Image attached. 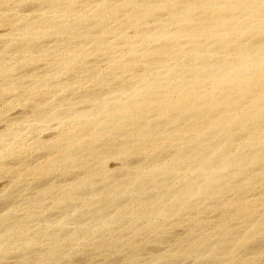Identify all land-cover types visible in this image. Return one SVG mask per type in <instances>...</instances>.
<instances>
[{"label":"bare ground","instance_id":"obj_1","mask_svg":"<svg viewBox=\"0 0 264 264\" xmlns=\"http://www.w3.org/2000/svg\"><path fill=\"white\" fill-rule=\"evenodd\" d=\"M2 176L0 206L25 179L46 184L0 215L1 262L122 244L138 264L154 221L193 213L215 220L181 223L174 258L251 261L264 234V0H0Z\"/></svg>","mask_w":264,"mask_h":264},{"label":"rangeland","instance_id":"obj_2","mask_svg":"<svg viewBox=\"0 0 264 264\" xmlns=\"http://www.w3.org/2000/svg\"><path fill=\"white\" fill-rule=\"evenodd\" d=\"M27 8H28V6H27ZM28 10H29V8H28ZM28 10H26V7H25V9H23V10L20 9L19 13H20V14H25L24 12L26 11V13H27ZM23 11H24V12H23ZM21 12H22V13H21ZM28 12H29V11H28ZM20 111H21V112L23 111L22 108L19 107V106H16V107H14V108H12V109L10 110V115L13 116L14 113H15V114H16V113L19 114V113H21ZM18 112H19V113H18ZM12 114H13V115H12ZM17 114H16V115H17ZM16 115H14V116H16ZM17 116H19V115H17ZM49 131H50V132H49ZM52 131H53V130H48V131L46 130V131H44V132L39 133L38 135L42 137V135H43L45 132H46V133H45L46 135L48 134L47 132H49V134L47 135V136H49L50 133H51ZM41 134H42V135H41ZM46 135H44V136H45V138L43 137L44 139H46V137H47ZM48 138H49V137H48ZM31 155H33V153H31ZM34 155L37 156L38 153L36 154V152L34 151ZM35 161H36V158H35V160L32 161V162H35ZM112 161H113V160H108V163H109V164L107 163V166L109 165L108 168H110V167L113 168L114 165L117 164V163L119 162V161H118V162H117V161L112 162ZM114 163H115V164H114ZM111 168H110V169H111ZM74 173H76V172L74 171V172L72 173V175H73ZM6 175H7V174H6ZM4 176H5V175H4ZM7 176H8V175H7ZM7 176H6V178L2 176L3 179H2V178L0 179V184H1L2 182L6 183V181H8V177H7ZM28 179H30V180L25 179V180L27 181V183H26V181H24V182H25V188H24V190H22V193H21L22 196H21V195H18L19 197L21 196V197H20L21 200H20V198H17L18 196H17L16 194H13V196L15 197V198H13V199H16V198H17L18 201L20 200V201H19L20 203H22L24 200H25V201H28V199H29L32 195H36V194H37V191H39V190H38L39 187H40V189H41V188H42L41 186L44 187V185L46 184V182L44 181L45 179H42V178H41V179L45 182V184H44V183L41 184V182H43V181H41L40 178H37V179H34V180L38 181V182L35 181V183H34V185H36V183H37L38 186L36 185V186H37V187H36V186L32 185V184H33L32 182H33L34 180H33V179L31 180V178H28ZM28 181H29V182H28ZM31 181H32V182H31ZM39 181H40V182H39ZM46 181H48V179H47ZM30 182H31L32 184H31ZM4 183H3V184H4ZM28 183H29V184H28ZM27 184H28V186H29L30 188L26 186ZM39 184H40L41 186H40ZM43 184H44V185H43ZM1 185H2V184H1ZM31 186H32L33 188H32ZM34 187L37 188V190H36ZM0 188H1V187H0ZM26 188H28V189H27V190H28V193L26 192V191H27ZM30 189H31V190H30ZM34 189H35L36 191H35ZM32 190H34V191H32ZM29 191H30V193H29ZM24 192H26L27 194H25ZM24 194H25V195H24ZM228 194H230V193H228ZM231 194H232V193H231ZM23 195H24V196H26V195H30V196H28L29 198L26 197L27 200H26V198L23 200V198H24ZM225 196H226V195H225ZM227 196H228V197H227ZM227 196H226L227 199H229V196H230V195H227ZM234 196H235V195H234ZM234 196H233V194H232V195H231V199H234ZM247 196H249V197H247V199H251V198H252V194L247 195ZM232 197H233V198H232ZM10 198H12V197H9V200H10ZM18 201L16 200V201H13V202H12V201L10 200V201H9V202H10V205H5L7 208H5L4 205H1V206H0V215H2V214H6V213H10V212H11V213H14V212H15V211H14V207L17 206L16 204L18 203ZM25 201L23 202L24 204L27 203V202H25ZM48 201H50V200H47L46 202H48ZM9 202H8V203H9ZM15 202H16V203H15ZM13 203H14V205H13ZM48 204H49V203H48ZM12 205H13L14 207H13ZM3 206H4V207H3ZM9 207H10V209H9ZM11 207H12V208H11ZM13 211H14V212H13ZM5 212H6V213H5ZM11 213H10V214H11ZM15 213H17V212H15ZM52 213H54V212L51 211L49 215H53ZM55 214H57V213H56V212L54 213V217H52L53 219H54L55 217H57V215L55 216ZM193 214H194L195 216L197 215L198 217L194 219L193 217H195V216H194ZM193 214H192L193 216H192V215H189V216L186 215V216H188V217H184V215H183V216L180 218V219H182V218L184 217V218L182 219V222H181V220H178V219L176 220V218H175L176 222H180V223H177V225H176V224H175V225L165 224V223H167V222H161V225H160V224H159L160 221H159V222H157V221L155 222V221H154L153 223L156 224V225H155L156 227L154 226L155 228H154V229L152 230V232H151V235H153V234H154V235H153V236H150V233H148L149 235L147 234V236L150 237V240H151V241H153V240H152V239H153L152 237H155V236H156V238L154 239L155 241H153L154 243L151 242V241L148 243V244L151 245V246H149V245L147 246V248L149 247V248H148V252H147V251H143V253L138 254L137 259H139L138 261L141 260L138 264H144V261L148 259L146 256H144V254H145V255L148 254L149 256H148V255H147V256L150 257V256H152V254H153V256H154V254H155V255H160V253H161V255H165V256H167V260H166L167 262L170 260V261L168 262V264H171V263H172V264H185V263H186V264H192L193 261L191 260V258H185V257H182V258H181L180 256H177V255H176V254H178V253L175 254V256H177V257L174 258V256H172V255H174V252H176V250H179V249H180V248H179V245H181V244L183 245V243H184V242H183V243L181 242V243L177 246V243L175 244V242H176L177 240L180 241V240L183 239V237L185 236V235L183 234V231L186 233V232L188 231V230H186V228L189 229V227H190L189 225L192 224L193 222H196L197 220L201 221L202 218H205V223H206L207 218H208V221H210V220H211V221H214V220H215L214 215H211V214H210V216H209V214H208L207 217H206V215H204L203 213H201V214L198 213L199 215H198L197 213H196V214L193 213ZM202 214H203L204 217L202 216ZM200 215H201V216H200ZM199 216H200V217H199ZM212 216H213V219H214V220H212V218H211ZM209 217H210V218H209ZM189 218H191V219H189ZM57 219H59V218L57 217ZM185 219H186V220H185ZM187 219H188V220H187ZM193 219H194V220H193ZM189 220H190V221H189ZM79 221H81V222L78 223L77 221H73V222L71 221V223H73V224H71V223L69 222L66 226H68V228L71 229V228H74V227H78V225H79V226L83 225V222H84V221H83V222H82V220H79ZM183 221H184V222H183ZM186 221H187V223H186ZM192 221H193V222H192ZM199 221H198V222H199ZM208 221H207V223H208ZM0 222H2V221L0 220ZM188 222H189V225H188ZM2 223H3V222H2ZM2 223H1V224H2ZM5 223H6V222L3 223L4 226L6 225ZM34 223H35V224H34ZM34 223H33L34 226L38 224L37 227L40 226V225H43V224H42V221H35ZM76 223H77V224H76ZM81 223H82V224H81ZM181 223H183V224L186 223L185 226H189V227H184V226H183V227L185 228V230H184V228L182 229V226H181V225H183V224H181ZM209 223H210V222H209ZM211 223H212V222H211ZM1 224H0V226H1ZM74 224H76V226H75ZM143 224H144V223H143ZM143 224H142V225H143ZM158 224H159V225H158ZM162 224H164V225H162ZM178 224H179V226H181L180 228L178 227ZM157 225H158L160 228L157 227ZM170 227H171V228H170ZM66 228H67V227H66ZM157 228H158L159 230H157ZM161 228L164 229V230L161 231V230H162ZM169 228H170V230H169ZM174 228H175V229H174ZM238 229H239V228H238ZM154 230H155V233L153 232ZM182 230H183V231H182ZM167 231H168V232H167ZM170 231H171V234L169 233ZM179 231H180V232H179ZM237 231H238V230H237ZM156 232H160V233H156ZM164 232H165L166 234H165ZM172 232H173V233L175 232V233H174L175 236H174V234H173V236H172ZM176 232H177V234L180 233V234H179L180 237H179V235L176 234ZM181 233H182V235H181ZM197 233H198V235H199V232H195V233H194L196 237L198 236V235H196ZM158 234H159V236H160V234H162V238H160L161 236L157 238ZM164 234H165L166 237H164ZM167 234H168V236H171V237H167ZM261 234L264 236L263 233H259L258 236H259V238H261V240H258L259 243L256 242V244H255L256 247L254 246L255 248L253 247V248L256 249V250H254L253 248H251L252 250L249 249V250H251V251L254 250V251L256 252V251H257V248H258V249H259L258 251H260V250H261V251H260V252L257 251L258 253L256 252L255 254H254L253 252H251V253H253V254H252L253 256H252V255H249L250 253L247 252L248 254L246 253V255L248 256V258L251 257V258H250L251 261H249V262H247V263H245V264H248V263H249V264H252V263H253V264H264V252H262V251H264V245H263V244H264V237H263ZM183 235H184V236H183ZM177 236H178V238H177ZM258 236H257V238H258ZM137 237H138V236H137ZM137 237H136V240H137ZM175 237L177 238V240H176ZM262 237H263V239H262ZM151 238H152V239H151ZM163 238H164V241H162ZM173 238H175V239L173 240ZM259 238H258V239H259ZM158 239L161 240V241L159 240V243H158ZM169 239L172 240V241H169ZM179 239H180V240H179ZM138 240H139V237H138ZM166 240L169 241L170 245L168 244V241H167V243L165 242ZM156 241H157V243H156ZM162 242H165V243H162ZM172 242H173V243H172ZM151 243H152V244H151ZM160 243H162V244H160ZM171 243H172V244H171ZM257 243H258V244H257ZM262 243H263V244H262ZM173 245H176V250H175V251H173V249L175 248V246L173 247ZM182 245H181V246H182ZM73 246H74V245H73ZM118 246H119V249L117 248ZM168 246H169V247L172 246L173 249H172L171 247H170V248H171V249H170ZM181 246H180V247H181ZM120 247H121V248H120ZM74 248L78 251V253H77V254H76V255L70 260L71 262L68 261V262H69V263H68L67 261H64V259H63L62 262L60 261V262L57 263V264H82V263H83V264H91V263L93 264V261H94V264H99V263H102V262H100V261H104V260L106 261V262H104V264H106L108 259L110 260V261H108V264H125L124 260H122V259L124 258V255H123V254H126V249H125V247L122 246V244L117 245V246L115 247V249H113V251H111V252H114L115 250H118V251H115V252H116L115 254L113 253V255H112V253H109V254H108V257H106L107 255L105 256L106 258H108L107 260H106L105 257H104V258H105V259H104V258L101 257L100 255H98L97 252L94 253V251L90 250V248H87V247L85 248L86 250L88 249L90 252H88V250L86 251V250L84 249V247H82L81 245H76V247L74 246ZM81 248H83V249H81ZM147 248H146L145 250H147ZM150 248L153 250V251H151V252H153V253L150 252V250H151ZM167 248H168V250H167ZM178 248H179V249H178ZM80 249H81V250H80ZM120 249H121V250H120ZM169 249L172 250V251H170ZM154 250H155V251H154ZM81 251H82V252H81ZM83 251H84L86 254H85ZM120 251H122V252H120ZM162 251H163V252H162ZM79 252H81L83 255L80 253V256H78V255H79ZM87 252H88V253H87ZM156 252H157V254H156ZM159 252H160V253H159ZM177 252H179V251H177ZM15 253H16V252H15ZM15 253H14V255H13V254L9 255V258H6V260L4 259L2 262L0 261V262H1L0 264H2L3 262H4V264H13V262H16L17 259H18V255H17L18 253H16L17 256L15 255ZM89 253H90L91 255L94 254V255H93L94 257H91V255H89ZM119 253H121V254H119ZM150 253H151V254H150ZM158 253H159V254H158ZM168 253H169V254H168ZM261 253H262V254H261ZM21 254H22V252H21ZM84 254H85V255H84ZM95 254H97V255H95ZM86 255H87V256L89 255L90 257L88 256V259H87V256H86ZM110 255H111V256H110ZM120 255H122V258H121ZM246 255H245V256H246ZM254 255H255V257H254ZM10 256H11V257H10ZM12 256H13V257H12ZM15 256H16L17 259H15ZM24 256L26 257V255H24ZM76 256H77V257H76ZM245 256H244V257H245ZM247 256H246L245 258H247ZM257 256H258V257H257ZM85 257H86L87 260L85 259ZM96 257H97L98 259H99V258H103V260H100V259L97 260ZM143 257H144V258L146 257V259L144 260ZM169 257H171V258L173 257V258H172L173 260H172L171 258H169ZM179 257H180V258H179ZM256 257H257V258H256ZM259 257H260V258H259ZM89 258H90V259H89ZM92 258H94V260H93ZM95 258H96L97 261H99V263H98L97 261H95ZM177 258H179V259H177ZM183 258H184V259H183ZM253 258H254L255 260H254ZM258 258H259V259H258ZM14 259H15L16 261H14ZM73 259H75V260H73ZM112 259H113V260H112ZM142 259H143V261H142ZM174 259H175V260H174ZM90 260H91V261H90ZM176 260H177V262H176ZM179 260H180V261H179ZM186 260H188L190 263H188V261L185 262ZM253 260H254V261H253ZM63 261L66 262V263H64ZM122 261H123V262H122ZM138 261H137V262H138ZM171 261H172V262H171ZM174 261H175V263H174ZM191 261H192V262H191ZM204 261H205V260H204ZM88 262H89V263H88ZM95 262H96V263H95ZM167 262H166V264H167ZM183 262H184V263H183ZM201 262H202V264H206V263L209 264L208 261H207V262H206V261H205V262L201 261ZM201 262H200V264H201ZM254 262H255V263H254ZM198 264H199V263H198Z\"/></svg>","mask_w":264,"mask_h":264}]
</instances>
